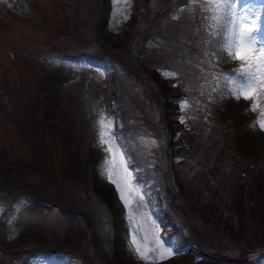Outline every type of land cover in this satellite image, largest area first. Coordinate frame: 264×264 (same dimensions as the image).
Masks as SVG:
<instances>
[{
  "label": "trees",
  "instance_id": "16d2710c",
  "mask_svg": "<svg viewBox=\"0 0 264 264\" xmlns=\"http://www.w3.org/2000/svg\"><path fill=\"white\" fill-rule=\"evenodd\" d=\"M28 3L37 22H42L41 7L34 0ZM66 3L61 11L67 28H60L59 34L71 38L70 33L83 37L110 7L107 0ZM201 5L202 0L196 5L191 0H135L132 30L125 46L118 39L113 46L104 45L93 29L92 38H83L86 47L65 49L59 54L71 59L79 55L99 59L109 56L149 98L130 109L135 102L127 100L124 93L98 91L96 102L120 120L123 136L141 128L156 140V148L149 152L150 162H141L144 167L140 174L142 179L152 181L153 191L164 206L160 213L162 235L175 240L178 248L190 247L192 251L169 264H249L251 255L264 249V148L242 142L244 122L220 101L216 77L238 72L244 63L228 66L217 54L215 36L211 35L216 28L206 19L210 14ZM44 83L42 78L30 97L26 91L20 94L19 82L0 81V111L33 153V161L23 166L22 162L11 164L0 149V191L11 193L7 189L20 184L19 193L32 209L54 204L84 221L82 231H73L51 251L75 257L81 264H123L120 255L112 256L111 247L116 243L110 230L104 229L105 224L114 223L113 215L106 214V223L105 217L91 215L89 199L77 207L62 192L54 194L44 184L42 187L20 180L29 171L46 176L42 170L49 165L50 153L44 129L55 133L59 126L68 128L72 124L59 106L61 97L54 100L52 87L46 88ZM172 89L176 97L163 99ZM185 102L189 104L185 106ZM60 135L66 147H74L68 150L69 172H79L78 184L88 193L93 191L107 209H113V188L97 180L94 169L100 161L97 154L86 152V137L76 140L67 130H61ZM19 173V178H11ZM86 238L83 247L80 241ZM18 242L8 245L0 237V264H30L34 251L46 247L37 233Z\"/></svg>",
  "mask_w": 264,
  "mask_h": 264
},
{
  "label": "rangeland",
  "instance_id": "374dc122",
  "mask_svg": "<svg viewBox=\"0 0 264 264\" xmlns=\"http://www.w3.org/2000/svg\"><path fill=\"white\" fill-rule=\"evenodd\" d=\"M198 1L191 0V4L196 5ZM34 2L41 7L40 14H43L44 20L39 23L34 12L30 9L31 5L28 0H0V24H2L0 26V81L5 78L12 84L19 82L20 94L26 91L30 97H33L38 90V83H41L43 78L44 86L52 87L54 100L61 97L59 106L64 108L72 124L68 128L63 125L59 126L60 128L55 133H51L48 127L44 129L43 138H45L50 153L49 165L42 170L46 176H38L29 171L25 173L24 177L22 175L20 180L41 184L42 187L44 184L54 194L62 192L77 207H80L87 198L86 202L89 199L87 206L92 209L91 215L105 217L106 223L107 218L113 215L114 223L112 225L105 224L104 229L110 230L116 243L114 247H111L114 250L112 256L120 255L123 264H169L177 262L182 257L181 254L191 255L190 247L178 248L175 240L169 239L167 235H162L163 225L160 213L164 206L153 191L152 181L148 178L142 179L140 174L144 167L141 162L142 160L150 162L149 152L156 148V140L143 132L141 128L133 129L132 133H126V136H123L121 133L124 126L120 120L109 113L107 114L106 109L101 108L102 105L100 106L96 102V98L99 97V95L97 96L98 91L109 95L124 93L127 100L135 102L130 104V109H135L137 103L148 101L149 98L140 89L139 84L137 85L125 72H122L119 66L110 60L109 56L99 59L96 56V58H87L79 55L75 59H71L59 54L65 49L86 47L85 39L92 38L93 29L96 30L99 41L104 45L113 46L118 39L125 46L128 34L132 30L130 29L133 23L131 8L135 0H107L110 7L106 8L102 18L97 21L98 23L90 25L84 31L85 35L81 38H77L70 32L72 38L59 34L60 28L62 30L67 28L61 6L62 4L66 5V2H74V0H34ZM245 9H251V11H247V15L250 18H257L262 28L260 37H264V0H239L236 11L244 14ZM218 40L219 36H215V51L224 58L226 65L243 62L242 69L249 70L247 61L233 59L226 52H221L217 44ZM249 71L256 76L252 82L254 94L250 99L246 100L241 97L237 100L230 95L229 89L233 87V84L229 83L222 74L216 77L218 94L220 101L230 108L231 114L244 122L243 133H240L242 142L250 141L258 149H263L264 130L259 124L254 125V122L264 120V115H262L264 112V84H262L259 72L255 67ZM202 92L200 91V93ZM175 94L177 93L172 89L169 94H164L163 99H167L169 96L176 97ZM220 101L219 103H221ZM253 103L257 105L255 111L250 110ZM188 104L189 102H185V106ZM164 117L170 124L168 112L165 111ZM102 120L111 121V126L105 127L103 130L113 137L110 142L113 153L105 150L109 145L100 143L102 130L100 121ZM61 130H67V133L74 136L76 140L86 137V142L83 144L86 152L91 151L93 154H97L100 161L94 169L97 180L113 188V209H107L93 191L88 193L82 188V184H78L79 172H69L67 155L69 147L70 149L74 147L72 145L66 147L68 144L66 145L61 137ZM171 145L172 143H170ZM0 149L6 153L11 164L22 162L23 166H28L33 161V153L29 149L27 141L19 136L12 122L1 111ZM121 155L123 160H121ZM113 156L115 162H113ZM139 164L140 166H138ZM124 167L131 171L128 187H125L124 183L126 176ZM109 174L111 179H109ZM20 175L21 173L11 178L17 179ZM262 178L264 179V169ZM113 180L116 183H113ZM188 183L185 181V184ZM117 185H120L125 199L129 201L127 207L120 198ZM20 186V184L11 185L7 189L13 191L11 193L0 191V237L2 236L8 245L20 243L18 241L32 233H37L41 239L46 241L43 251H34L30 264H81L75 257L62 255L51 251V249L57 246V242H63V239L73 231H82L83 227H86L84 221L76 215L64 213L63 209L55 207L54 204H47L46 208L32 209L26 199L21 197ZM176 193H178V189H176ZM106 230L104 231L106 232ZM133 236L138 242H143L144 247L154 248L156 256L160 254V245L171 248L174 254L165 259H155L151 256L148 259H141L134 250ZM87 240L88 238L81 240L80 244L83 247L86 246ZM248 262L249 264H264V249L253 253Z\"/></svg>",
  "mask_w": 264,
  "mask_h": 264
},
{
  "label": "snow or ice",
  "instance_id": "6c2138e0",
  "mask_svg": "<svg viewBox=\"0 0 264 264\" xmlns=\"http://www.w3.org/2000/svg\"><path fill=\"white\" fill-rule=\"evenodd\" d=\"M238 4L239 0H202L201 6L210 14L206 19L216 28V31H213L211 35L219 36V40L217 41L219 50L226 52L233 59L247 61L249 68L254 66L259 72L262 84H264V37H260L262 28L257 18H250L247 15V11H251V9H245L244 14L238 13L236 11ZM254 45L255 47H253ZM164 75L174 77L175 74L164 73ZM222 75H224L229 83L233 84V87L229 89V94L235 99L239 100L243 97L247 100L253 96L254 89L252 88V82L256 78L253 72L241 69L240 72L234 70L232 74ZM256 107L257 105L253 103L250 110L255 111ZM262 115H264V112H262ZM100 124L102 129L100 132V143L102 145H109L105 150L113 153V147L110 143L113 137L103 130L105 127L111 126V121L105 122L102 120ZM255 124H259L261 129L264 130V120H257L254 122ZM121 160H123L122 155ZM113 162H115L114 156ZM123 170L126 174L124 178L125 187H128L131 171L127 167H124ZM109 179H111L110 174ZM112 182L116 183L114 180ZM117 189L120 192L121 200L124 201L127 207L129 201L125 199L120 185H117ZM132 244L134 245L135 252L141 259H148L150 256L155 259H165L174 254L171 248H165L163 245H160V254L156 256L154 248L144 247L143 242H138L135 236L132 237Z\"/></svg>",
  "mask_w": 264,
  "mask_h": 264
}]
</instances>
